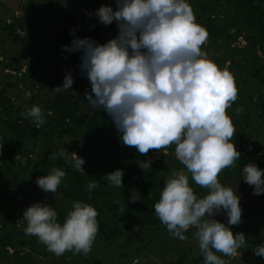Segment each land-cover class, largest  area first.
<instances>
[{"label":"clouds","instance_id":"obj_1","mask_svg":"<svg viewBox=\"0 0 264 264\" xmlns=\"http://www.w3.org/2000/svg\"><path fill=\"white\" fill-rule=\"evenodd\" d=\"M115 2V10L101 5L95 11L101 24L116 23L115 38L99 44L76 36L72 30V43L63 49L82 53L79 67L91 85V92H85L86 100L93 108L107 112L124 146L143 156L150 150L161 152L175 146V156L184 168L173 170L165 180L154 205L155 214L168 232L182 241L188 239L185 233L189 229H196L193 238L204 264H228L217 253L234 257L247 244L245 234L234 233L231 227L242 222L240 196L218 179L241 156L233 143L235 126L228 114L238 99L234 74L221 69L203 50L209 33L196 22L188 0ZM73 83L69 72L63 84L54 89L69 90ZM242 111L243 106L235 109L237 115ZM21 115L31 118L36 128L46 122L36 105ZM57 155L66 160L70 156L72 166L83 170L85 160L76 153L62 147L48 158L54 160ZM151 165L149 158L139 167L145 170ZM189 174L196 185L207 190L202 198L191 186ZM123 175V170L117 169L103 179L110 186L123 188ZM65 176L64 170L53 167L35 182L44 192L54 194ZM242 179L253 187L254 195L264 194V169L246 164ZM99 183L90 181L89 193ZM129 199L132 203L140 200L139 192L130 190ZM221 212L226 213L227 224L214 218ZM97 216L93 206L74 201L61 224L50 205L36 202L23 211L25 234L37 237L57 257L69 251L87 255L98 233ZM253 252L264 257V243L257 244Z\"/></svg>","mask_w":264,"mask_h":264},{"label":"trees","instance_id":"obj_2","mask_svg":"<svg viewBox=\"0 0 264 264\" xmlns=\"http://www.w3.org/2000/svg\"><path fill=\"white\" fill-rule=\"evenodd\" d=\"M188 3L194 10L196 22L209 33L203 50L221 69L234 74L238 87V99L228 109V114L235 126L233 143L241 156L235 166L226 168L219 174V181L225 185L228 181L242 177L246 164L254 163L258 168L264 169V142L260 143L258 139L260 126L264 124V109L259 113V102L264 99V62L252 52L255 51L253 48L260 45L264 57V0H188ZM48 17L49 25L56 30V36L41 40L43 46L39 50L48 51L66 65L76 68L79 81L90 93V82L79 67L82 53H69L63 46L71 45L72 30L80 38L89 37L99 44L105 43L100 35L105 29L104 25L94 16L85 26L58 14ZM240 38L246 43L242 49L235 45ZM13 39L17 42L21 38L13 36ZM5 71L14 73H6L8 77L19 75L24 81L26 79L19 69L12 65L2 66L0 63L1 85L5 81L1 73ZM37 86H41V83H32L28 88L31 102L27 106L8 96L7 86L0 89V258L10 259L12 264H44L42 259L48 251L46 246L35 236L27 235L31 240L29 243L25 233L10 230L11 221L15 218L22 221L23 230L26 229L27 222L23 219L22 211L11 213L9 209L15 206L28 171L32 172L34 185H37V178L49 174L53 167L66 172L51 200V207L58 214V222L63 223L74 201L87 203L98 212L99 229L96 237L101 243L111 245L126 238L127 234L135 233V241L142 248H135L133 260L138 259L140 249L145 250V256L150 255L149 248L154 242L150 233L170 234L156 216L154 205L171 172L184 168L175 157V146L161 152L150 150L147 156L127 146L125 152H122L120 135L107 112L93 108L85 96L75 98L61 90L55 92L51 99L36 100L35 105L41 108L46 117V122L36 128L31 118L22 116L21 112L34 105L32 99L36 96L34 90ZM241 106L243 111L237 115L235 109ZM263 106L264 102L260 108ZM40 134H43L42 138L39 137ZM54 138L69 139L72 143L70 150H80V156L85 160L82 174L75 172L59 155L54 160L48 158L51 153L59 152L54 146ZM248 143L249 150L246 147ZM83 149L88 153L84 154ZM32 157L36 159L32 160ZM149 158L152 160L151 168L142 170L139 164ZM22 160H26V163L22 164ZM117 169L124 173L123 188L110 186L103 179ZM92 180L100 183L89 193L87 185ZM189 181L199 197L207 194L206 189L200 188L191 180L190 174ZM132 189L140 194V200L135 203L129 199ZM59 197L60 204L57 203ZM263 217L264 208L244 211L242 222L231 226L234 233L243 232L247 239L246 246L238 250L240 256H249L257 244L264 243ZM249 221L254 223L245 226V222ZM220 222L227 224V218ZM195 230L191 228L186 233ZM19 235L22 239L17 242ZM25 246L30 247L29 251L21 252ZM7 249H13L11 256H8ZM158 251L155 252V257H163ZM90 252L87 255H74L70 251L64 254L76 256L73 264H85ZM191 254L190 247L180 249L177 259L164 264H204L201 253L197 256ZM217 255L225 260L230 258L220 253ZM120 258L122 264H130L126 255L122 254Z\"/></svg>","mask_w":264,"mask_h":264},{"label":"rangeland","instance_id":"obj_3","mask_svg":"<svg viewBox=\"0 0 264 264\" xmlns=\"http://www.w3.org/2000/svg\"><path fill=\"white\" fill-rule=\"evenodd\" d=\"M101 5H110L114 10L116 8L115 0H0V63L2 66L12 65L16 69H19L21 74H25L26 76L24 81L19 75L8 77L6 73H14L5 71L1 73L5 81L2 85L0 84V89L7 86L8 96L17 100L20 104L27 106L31 102V92L28 88L32 83H41V86H37L34 90L37 97L35 96L32 101H34L35 105L37 99H51L55 92H57L54 88L61 86L65 75L70 72L74 78L72 88L61 91L70 93L75 98L85 96L88 88L79 81L77 69L66 65L61 59L53 57L48 51L41 52L39 49L43 46L41 40L56 36L55 28L48 23L49 15H62L77 22L80 26H85L92 16L96 17L95 11ZM104 27L105 29L100 35L101 39L106 43L117 36L118 28L115 22L111 25H104ZM13 36L21 39L16 42ZM235 45L242 49L246 46V43L240 38ZM252 50H255L252 52L264 62L261 46L257 45ZM263 102L264 99L262 98L259 102V113L263 111L261 109H264V106L260 108ZM260 128L261 132L258 139L260 143H263L264 124ZM39 137L42 138L43 134H40ZM53 142L57 151L65 147L70 154L76 153L81 157L80 150H70L72 143L69 139L54 138ZM87 147L89 149V146ZM246 147L248 150L250 149L249 143L246 144ZM125 148L126 146L122 144V152H125ZM83 151H85L84 154L88 153L85 149ZM35 159V157H32V160ZM64 161L73 167L70 156L67 160L64 158ZM73 170L78 174L83 173V170L77 171L74 167ZM225 186L236 189L237 194L240 196L242 212L264 208V194L254 195L253 187L244 182L242 177L226 182ZM54 194L44 192L38 185H34L32 172L28 171L27 176L22 181L20 194L15 206L10 208L9 212H23L28 206L36 202L47 203L51 206ZM60 198L57 199L58 204H60ZM214 218L221 221L226 219L227 215L221 212ZM253 223L251 221L245 222V226L252 225ZM21 225L22 221L15 218L11 221L10 230L25 233ZM195 231L185 233L188 238L186 241L175 238L170 234H154V232H151L150 235L154 240L152 246L149 248L151 254L145 256V250L140 249L138 259L135 261L133 260L135 248H142V245L138 241H135V233H129L126 235V238L119 239L111 245L101 243L96 237L85 264H122L123 261L120 258L122 254L127 256L130 264H164L165 262L177 259L179 250H186L187 247L192 248L191 255L197 256L200 250L198 242L193 238ZM21 239L22 237L19 235L17 242ZM26 239L29 241L30 237L26 235ZM29 243H31V240ZM17 249L20 250L19 247ZM29 249V246H25L20 251L28 252ZM7 251L8 256H11L13 249H7ZM156 251L160 252V255H163V257H155ZM75 260L76 256L74 255L63 254L57 257L54 253L47 251L42 262L44 264H73ZM226 261L228 264H264V257L256 256L252 251L249 256H240L238 253ZM0 264L12 263L10 259L5 260L0 258Z\"/></svg>","mask_w":264,"mask_h":264}]
</instances>
